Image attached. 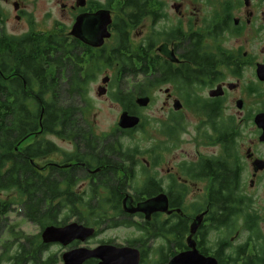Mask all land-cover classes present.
Segmentation results:
<instances>
[{"label":"flooded vegetation","instance_id":"af4514ba","mask_svg":"<svg viewBox=\"0 0 264 264\" xmlns=\"http://www.w3.org/2000/svg\"><path fill=\"white\" fill-rule=\"evenodd\" d=\"M2 2L12 3L17 23L8 29L3 15L0 30L15 37L73 40L79 15L111 14L110 37L101 47L77 39L87 51L84 86L72 95L65 91L63 98L58 94L74 105L73 127L45 134L46 152L32 163L45 176L60 175L64 187H123L121 208L110 209L109 226L138 236L123 245L110 239L93 247L103 232L93 224L86 225L96 231L84 242L47 249L109 244L139 249L141 264H149L152 253L155 264H170L183 253H196L207 264H264V131L257 122L264 119V0H83L80 6L77 0H56L72 25L52 32L36 29L25 0ZM194 46L201 67L194 62ZM120 57L141 70H125L117 61L118 71L95 67L97 59ZM104 78L96 89L91 86ZM102 85L106 92L100 95ZM142 96L150 98L147 106L137 103ZM156 100L160 112L148 113ZM99 101L117 108L113 125L102 131L99 111L93 113ZM124 112L139 123L120 127ZM51 135L71 148L60 147ZM37 159L45 161L42 166ZM143 187L154 191L146 194ZM163 195L161 210L150 217L125 210L127 197L137 207Z\"/></svg>","mask_w":264,"mask_h":264},{"label":"trees","instance_id":"16d2710c","mask_svg":"<svg viewBox=\"0 0 264 264\" xmlns=\"http://www.w3.org/2000/svg\"><path fill=\"white\" fill-rule=\"evenodd\" d=\"M56 37H15L0 30V237L17 203L23 216L41 230L65 225L72 217L85 225L100 224L108 218L109 209L121 208L123 187H64L60 175L45 176L32 163L46 152L45 134L60 135L61 127H73L76 120L75 108L58 99L61 86L72 95L86 82L80 76L88 62L84 45L77 39ZM194 58L201 67L196 46ZM114 61L125 70H141L139 64L123 57L107 58L104 63L97 59L95 67L100 70L103 65L116 64ZM33 135L34 142L23 146ZM141 190L150 194L154 187ZM123 221L131 223L126 218ZM47 248L41 233L33 237L21 234L0 254V264H57L54 254L46 255Z\"/></svg>","mask_w":264,"mask_h":264},{"label":"water","instance_id":"95a60500","mask_svg":"<svg viewBox=\"0 0 264 264\" xmlns=\"http://www.w3.org/2000/svg\"><path fill=\"white\" fill-rule=\"evenodd\" d=\"M77 4L83 5V0H77ZM15 8L17 6L15 5ZM111 24V14L108 10H100L94 14L83 13L76 18L72 26L71 35L88 45L101 47L105 40L110 37L108 30ZM108 80L104 78L103 84ZM106 92L104 85L99 87V94ZM150 98L146 96L139 97L137 103L140 106H147ZM257 122L264 131V119L258 118ZM139 123V117L128 115L124 112L119 120V126L122 128H130ZM264 140V132L262 136ZM257 160L256 164H261ZM36 165V163H35ZM45 168V167H44ZM166 200L165 196H157L150 198L138 204L137 207L131 205L130 198L124 201L125 210L129 213L144 212L147 217L160 209V203ZM95 228L86 226L77 221L70 222L65 225H48L41 231V238L44 244L59 243L64 246L69 245L75 240L84 242L92 237L95 233ZM97 258L99 264H141V253L139 249L129 246H115L104 244L97 248L91 249L87 247H78L66 251L63 256V264H85L86 261ZM207 260L196 253H183L175 256L170 264H207Z\"/></svg>","mask_w":264,"mask_h":264},{"label":"rangeland","instance_id":"374dc122","mask_svg":"<svg viewBox=\"0 0 264 264\" xmlns=\"http://www.w3.org/2000/svg\"><path fill=\"white\" fill-rule=\"evenodd\" d=\"M28 4V7L30 10H33V16L34 19H36V29H48L49 31H54L58 25L65 24V25H72V21H70L69 15L65 13L60 5L56 2V0H25ZM72 0H65V2H69ZM0 10L2 11L6 22L7 23V28L8 29H13V26H16V20L13 17L14 14V6L12 3H6L2 2L0 0ZM11 17V18H10ZM59 23V24H58ZM57 30H61V28H58ZM119 66L117 64H112V65H103V67L100 69L101 71L104 72H114L118 71ZM102 80H98V83H94L91 86L93 88H97L99 84H101ZM61 97H65L67 93L65 92V86L62 85L59 93ZM59 96V95H58ZM157 97V96H156ZM163 98V97H162ZM61 103H68L64 102V100L61 101ZM69 105L74 107L72 104V101H69ZM95 111H99L98 115V120H99V125L100 127L97 128L99 131L102 130H107L110 129L111 126L113 125L114 121L116 120L117 116V108L116 106H113L110 103H103V101H99L95 104ZM161 102L159 100H156L154 105L149 109L147 112L148 113H153L156 114L160 110ZM160 112V111H159ZM92 118V117H91ZM52 140L56 141L57 145H59L62 148L67 147L68 149L71 148L70 145H66L62 143V140L60 138L53 137L52 135L49 136ZM36 139V137L30 136L29 138L26 139L25 142H23V146H26L33 142ZM55 158H58L54 156ZM53 157V158H54ZM37 163L42 166V164L45 162L42 160H36ZM82 187H78V190H81ZM112 210L109 209L107 215L112 216ZM78 222L77 217H72L68 223L70 222ZM81 223V222H80ZM110 221L108 219H105L104 222L99 224V227H102V233L95 238L91 242V246H96L99 241H108V240H113L114 243L116 244H125L127 239L129 238H135L138 236V233L135 232L133 229H128L125 227H110L109 226ZM3 234L0 237V254L4 251L7 250V248L10 246V244L17 240L18 237L23 234V235H29L31 237L36 236L41 233V229L39 226L36 224L28 221L22 213V207L17 203L13 205V210L12 212L9 213L8 215V222H6ZM12 247V246H11ZM71 250V249H70ZM69 250H64V248L58 246V245H53L50 249L46 250V255H52L54 254L56 257H61L63 254ZM153 255L148 257V263L153 264L155 260V254L152 253ZM57 264H63V261L60 263L57 262Z\"/></svg>","mask_w":264,"mask_h":264},{"label":"bare ground","instance_id":"6f19581e","mask_svg":"<svg viewBox=\"0 0 264 264\" xmlns=\"http://www.w3.org/2000/svg\"><path fill=\"white\" fill-rule=\"evenodd\" d=\"M98 91H99V89H98Z\"/></svg>","mask_w":264,"mask_h":264}]
</instances>
